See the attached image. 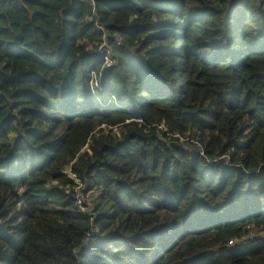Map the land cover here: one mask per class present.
Segmentation results:
<instances>
[{
    "label": "trees",
    "instance_id": "16d2710c",
    "mask_svg": "<svg viewBox=\"0 0 264 264\" xmlns=\"http://www.w3.org/2000/svg\"><path fill=\"white\" fill-rule=\"evenodd\" d=\"M0 264H264V0H0Z\"/></svg>",
    "mask_w": 264,
    "mask_h": 264
},
{
    "label": "built area",
    "instance_id": "2783aa9c",
    "mask_svg": "<svg viewBox=\"0 0 264 264\" xmlns=\"http://www.w3.org/2000/svg\"><path fill=\"white\" fill-rule=\"evenodd\" d=\"M65 173L67 174V176L73 180L74 184H75V189L77 190V195H76V202L80 207L81 211H85L86 208H84L82 205L85 203V201L89 202L91 204V201L94 199V196L96 195V193H92L90 191H87L85 193V195L82 194V191L85 190V188L80 186V183L77 179V177L75 176V174H73L70 169H67V171H65Z\"/></svg>",
    "mask_w": 264,
    "mask_h": 264
},
{
    "label": "rangeland",
    "instance_id": "374dc122",
    "mask_svg": "<svg viewBox=\"0 0 264 264\" xmlns=\"http://www.w3.org/2000/svg\"><path fill=\"white\" fill-rule=\"evenodd\" d=\"M108 59H109V56L106 55V56H105V60H108ZM95 85L98 86L97 84H95ZM114 130H115V129H114ZM262 234H263V233H260V232H259V235H262Z\"/></svg>",
    "mask_w": 264,
    "mask_h": 264
}]
</instances>
